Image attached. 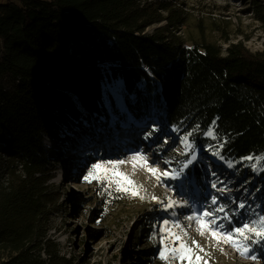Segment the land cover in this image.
<instances>
[{"label":"trees","instance_id":"obj_1","mask_svg":"<svg viewBox=\"0 0 264 264\" xmlns=\"http://www.w3.org/2000/svg\"><path fill=\"white\" fill-rule=\"evenodd\" d=\"M243 2L264 30V0ZM175 12L147 0L0 4V264H75L51 238L68 190L51 183L57 168L44 140L81 123L83 111L106 119L105 81L120 79L137 96L142 80L152 90L153 76L168 127L201 146L213 128L225 157H264V51L242 42L186 46Z\"/></svg>","mask_w":264,"mask_h":264},{"label":"rangeland","instance_id":"obj_2","mask_svg":"<svg viewBox=\"0 0 264 264\" xmlns=\"http://www.w3.org/2000/svg\"><path fill=\"white\" fill-rule=\"evenodd\" d=\"M8 1L20 0H4ZM147 1L175 9V14L183 18L179 35L186 46L207 41L226 49L229 42H242L252 53L264 51V30L245 0ZM164 24L155 25L147 32L152 33ZM152 81L151 91L146 81L139 82L137 89L141 94L137 96L129 94L121 80L105 81L101 87V109L108 115L106 119L103 115L98 118L89 115L86 119L87 113L83 111V121L73 122L72 128L63 127L58 139L45 137V151L57 168L51 183L55 188L63 186L68 190L66 195L61 191L59 209L53 212L51 238L62 255L73 259L75 264H264V241L249 242L251 250L244 256L235 247L226 246L225 237L214 239L209 230L215 228L213 225L201 228L200 223L188 219L223 206L225 212L217 213L216 217L225 225L224 231L245 223L258 229L259 224L253 222L264 216V170H253L251 165L256 164L260 169L263 161L257 164L258 157L252 161L225 157L218 148L216 134V139L206 134L210 129L214 131L213 128L203 136L208 141L206 146L197 143L193 134L189 142L194 145V153L189 152L183 146L184 129L168 127L164 113L157 107L154 97L160 93V83L153 76ZM126 99L130 100L133 111ZM119 113L124 114L125 121ZM77 141L81 148L75 152ZM121 141L137 145L133 149L135 153L129 155L132 152ZM120 144L123 147H118ZM147 148L148 158H153L155 153L159 164L166 163L165 168L154 166L156 175L169 172L176 177L171 185L158 181V176L150 178L145 174L149 169L136 153ZM213 150L220 151V157L213 155ZM193 154L196 160L183 168ZM98 162L106 172H96L86 180ZM228 162L233 166L229 167ZM224 179L236 184L235 192H241L239 197L212 187ZM177 188L188 197L182 199H186L185 207L192 212L183 213L179 202L165 216L162 211L168 209L166 195H174ZM213 196L218 205L211 204ZM241 203L244 208L239 207ZM225 214L228 220L221 219ZM164 221H168L167 226ZM177 224L179 228L175 227ZM174 236H179L192 249L191 253H185L183 261L178 258L179 252L177 258H172L173 248L179 249L180 245V240L173 245ZM193 240L203 252L193 245ZM161 252L168 258H162ZM196 256L200 259H195Z\"/></svg>","mask_w":264,"mask_h":264},{"label":"snow or ice","instance_id":"obj_3","mask_svg":"<svg viewBox=\"0 0 264 264\" xmlns=\"http://www.w3.org/2000/svg\"><path fill=\"white\" fill-rule=\"evenodd\" d=\"M215 124V122H213V125ZM210 138L212 139H216L215 133L213 130H208L206 133ZM193 134L190 132L186 135L183 136L182 141H183V146L185 149H187L189 152H193L194 153V145L192 143L189 142L190 137ZM223 144L218 145V148H222ZM213 155L220 157V151L218 150H213L212 152ZM142 159H146L141 157ZM248 161H252L253 157L249 156L247 158ZM196 160V155L193 154L191 155V157L188 159L187 163H185L183 165V168H188L189 165H191L194 161ZM261 161H264V157H258L256 158V163L260 164ZM118 163H124V161H119ZM228 166L232 167V163L228 162ZM253 167V170H264V166H262L260 169H257L256 164L251 165ZM100 171H105L106 169L102 167L101 163H96L92 166V171H89L88 176L85 177L86 180H88L89 177H92L94 175V173L96 172H100ZM174 171V170H173ZM153 175H155V172H152ZM164 178H171V179H175V176L170 175L169 172H164L163 174ZM159 179V177H158ZM90 182V181H89ZM212 187L215 188L216 184L213 183ZM219 191L223 192L224 189L220 188ZM153 200H157L156 197H153ZM157 202H160L157 200ZM211 204L212 205H218V201L217 198L215 196H213L211 198ZM166 209L167 208H172L173 207V202L169 201L166 204ZM240 208H244L245 205L243 203H241L239 205ZM225 212V209L223 206H217L215 208H213L211 211L209 210H204L202 212L201 215H198L196 217H192L189 216L188 219L191 220H195L197 223H200L201 228L205 227L206 224H211V225H215L214 229H209L212 232L213 238L217 239V241H219L220 236L225 237L229 242L232 243V246L236 248V250L238 252H240L241 255L247 256L248 252L251 250L249 247V242L251 244H256V243H260L261 241H264V216L260 217L258 221H254L253 223H258L259 224V228L257 229L256 227H251L249 224L245 223L242 227H236V228H232L229 229L227 231H224L225 229V225L223 223H220V220L216 217L217 213H222ZM204 218H210L207 219L205 221ZM221 219H225L228 220L229 217L227 216V214H225ZM165 226H167L168 221H164L163 222ZM175 227L179 228L180 225L177 224L175 225ZM166 230V228H165ZM249 233H251V235H249ZM187 233H185L186 235ZM200 235H203V232H200ZM167 237H165L166 239ZM176 240H180V245H179V249H177L176 247L173 248V252H172V258H177L178 252L180 253L178 255V258L183 261L186 258L185 253H191L192 249L188 248L183 240L180 239L179 236H174L172 243L173 245H175V241ZM193 245H195L196 248H198L201 252L204 251L203 248H200L199 244L193 240ZM161 257L167 259L168 257H165L164 253L161 252ZM190 259V257H189ZM195 259L199 260L200 257L196 256ZM252 259H255V257L253 256Z\"/></svg>","mask_w":264,"mask_h":264},{"label":"bare ground","instance_id":"obj_4","mask_svg":"<svg viewBox=\"0 0 264 264\" xmlns=\"http://www.w3.org/2000/svg\"><path fill=\"white\" fill-rule=\"evenodd\" d=\"M118 80H120V79H118ZM122 82V81H121ZM123 83V82H122ZM113 90H114V87H113ZM114 92V94H115V90L113 91ZM113 96V98H115L114 97V95H112ZM111 96V97H112ZM117 107H118V109L120 110V106L119 105H117ZM121 113H123V111L121 112ZM119 117H121L122 119L121 120H123V121H125V119H126V117H124V114H122V115H120V113H119ZM117 126V125H116ZM115 127V126H114ZM115 130H118L117 128L115 129ZM115 134V133H114ZM111 138H113V140H114V135H113V137H111ZM117 138V137H116ZM124 143V145H126V147H125V149L126 150H129V151H131L132 153H130V152H128V153H130L129 155H133L135 152H134V150L133 149H135L134 147H137V145H134L133 143L132 144H130V145H128V144H126L124 141H121V144H123ZM136 143H138V142H136ZM121 144L118 146V147H123V146H121ZM132 147V148H131ZM88 150V149H87ZM90 150H88L87 152H89ZM149 148H147V149H145V150H138V152L136 153V154H138V158L140 159V161H144V162H146V166L148 167V171H145V174L146 175H148L150 178L152 177V178H156L157 176L159 177V179H158V177L156 178L158 181H163L165 184H167L168 186L169 185H171L172 184V181H173V179H171V178H164L163 177V175L162 174H158V175H156V171L154 170V166H156V165H159L160 167H162V168H165V166H166V163H163L162 162V164H159V158L155 155V153L153 154V158H148V153H149ZM85 151H83V154H88V153H84ZM110 154H112V153H110ZM141 157H143V158H146V159H142ZM128 165V164H127ZM129 166V165H128ZM155 172V175H153L152 174V172ZM220 176H222V175H220ZM225 177V176H224ZM224 177H221L222 179L224 178ZM176 180V179H175ZM220 189V188H225L224 190L229 194V195H232V194H236L238 197L241 195V192H235V190H236V184H233V183H229V180L228 179H224L221 183H220V185H217L216 187H215V189ZM224 191V192H225ZM182 198H184L183 197V194L180 192V190H178V188L176 189V192H175V194L174 195H171V196H169V195H166V198H165V202L166 203H168L169 201H172L173 202V207L172 208H168L167 210H164V211H162V213L163 214H165V216H167V214L168 213H170V212H172L175 208H176V206L178 205V203L180 202L181 203V205L180 206H183L182 208V212L184 213V212H187V211H189V214H190V212H192L191 211V209L190 208H187V207H185V204L187 203L186 202V199H182ZM182 199V200H181ZM163 204H165V203H163ZM162 204V205H163ZM255 218V217H254ZM205 219V221L207 220V219H210V218H204ZM251 219H253L252 217H251ZM192 221V220H191ZM213 228L215 227V225H213L212 226ZM257 227H259V225H257ZM225 244H226V246H232V243L231 242H229L226 238H225Z\"/></svg>","mask_w":264,"mask_h":264},{"label":"crops","instance_id":"obj_5","mask_svg":"<svg viewBox=\"0 0 264 264\" xmlns=\"http://www.w3.org/2000/svg\"><path fill=\"white\" fill-rule=\"evenodd\" d=\"M2 3H6V2H4V0L3 1H0V4H2Z\"/></svg>","mask_w":264,"mask_h":264}]
</instances>
